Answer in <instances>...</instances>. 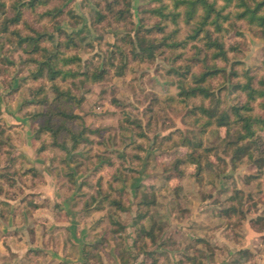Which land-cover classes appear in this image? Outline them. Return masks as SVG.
Wrapping results in <instances>:
<instances>
[{"label":"rangeland","instance_id":"rangeland-1","mask_svg":"<svg viewBox=\"0 0 264 264\" xmlns=\"http://www.w3.org/2000/svg\"><path fill=\"white\" fill-rule=\"evenodd\" d=\"M2 1L6 4L0 10L2 199L15 197L21 212L37 211L40 204L39 212H57V218L68 223V231L56 228L48 235L59 230L85 246L99 245L100 260L91 264H122V259L128 264H152L154 257L137 255L134 247L139 234L134 222L144 195L156 197L148 224L159 232L147 252L163 255L160 264H194L190 258L200 264H264V168H259L264 158V127L245 141L253 158L244 156L234 164L228 146L235 141L233 131L228 134L226 127L208 126L207 117L191 112L201 105L211 107L213 102L179 99L181 82L207 70L208 50L191 39L192 23L180 21L183 48H161L149 61L134 59L130 45L125 44L138 29L156 30L161 18L153 10L173 11L174 0H131L132 16L117 22L106 8L114 0H62L51 3L49 9L59 6L63 13L41 18L46 7L25 10L24 22L10 26L8 32L5 21L13 16L14 0ZM123 8L125 0H120L115 11ZM99 11L108 17L98 21ZM76 18L82 22L76 24ZM44 29L46 38L54 37V46L73 35L79 46L66 52L81 60L71 65L73 69L85 73L105 64L104 80L92 83L83 76L59 78L54 83L46 78L33 80L36 66L26 51L31 46H20L13 30L27 36ZM218 35L227 48L237 49L230 54V63L214 61L219 68L229 72L232 62H239L241 74L248 73L255 82L264 80V32L260 28L228 21ZM153 36L161 39L158 33ZM47 45L52 46L50 41ZM121 45L130 53L125 62L120 61L116 47ZM209 84L223 109L246 101L227 76ZM54 85L64 92L70 90L76 99L63 101L61 106L80 117L61 127L84 132L88 140L69 154L58 149L37 152L41 144L52 143L47 135L37 139L36 132L44 120L42 114L58 112ZM256 114L264 115L258 107ZM54 123L60 125L63 120L57 116ZM170 136L172 140L165 139ZM65 137L62 134L60 140ZM186 141L190 143L185 145ZM190 155L201 163L200 171ZM33 190L46 198L32 195ZM112 200L121 201L124 209L112 205ZM225 212L235 215L225 217Z\"/></svg>","mask_w":264,"mask_h":264},{"label":"trees","instance_id":"trees-1","mask_svg":"<svg viewBox=\"0 0 264 264\" xmlns=\"http://www.w3.org/2000/svg\"><path fill=\"white\" fill-rule=\"evenodd\" d=\"M60 2L62 0H14L12 5L13 16L7 18L5 21L4 31L8 32L10 26H19L24 22L23 13L25 10L34 11L38 7H46L47 10L41 15L42 17H50L53 13L61 14L62 9L59 6H54L53 9H49V6L53 2ZM222 3V4H220ZM120 4V0H114L113 2H107L108 15L113 14L114 20L122 21L131 17L130 4L131 0H125V8L115 11L116 6ZM6 4L0 0V10L3 9ZM166 7L153 10V14L158 15L161 21L157 24L156 30L149 28L147 30L138 29L135 32L134 38L129 36L130 42H125L126 46L130 45L131 55L134 59L140 61H149L154 59L156 52L161 48H166L172 51H176L183 48L184 41L180 38V21L194 25L193 33L190 36L194 41H199L208 50V55L205 60L206 71L202 75H192L191 80L181 82L179 99L183 102H187L191 99L200 98L202 101L210 100L213 102L211 107H204L201 105L195 107L192 113L207 117L208 126H217L218 128H227L228 134L233 131L235 141L228 146L233 150V163L241 161V158L248 156L249 159L253 158V153L250 151L249 145L245 144V141L252 140L259 128L264 127V115L256 114L257 107L264 113V80L255 82L253 76L244 72L241 74L238 66L239 62H232L229 66L230 71L219 68L214 61H220L228 64L232 57L231 53L237 52L236 47L227 48L225 42L221 39L218 33L223 29L225 22L230 21H245L254 30V28H260L264 32V0H174V10L166 12ZM57 14L55 17L58 16ZM107 14L99 11L97 13V20L103 21L108 17ZM81 23V19H77ZM179 26L172 30L171 27ZM14 35L19 39V45L24 47L25 44L31 46V50H26L29 55V61L36 66L35 70L31 72L33 80H39L46 78L51 82H55L59 78H81L83 76L84 81H91L92 83H98L104 80L105 75L108 73V68L103 64V67L95 68L87 72L79 73L73 69V64L80 62L79 57L73 55H67V50H76L79 46L73 35H69L59 40L54 46V37L49 36L46 38L48 31L44 29L42 32L39 30H33V35L22 36L19 30H13ZM161 35V39H153V35ZM52 46H48L49 43ZM46 44V45H44ZM120 51L122 58L120 61L125 62L129 54L125 47L116 46ZM211 53V54H210ZM174 54V53H173ZM180 55V54H179ZM176 56V55H174ZM212 63H208L209 61ZM78 63L79 65H81ZM114 64H112L113 66ZM125 65L120 68L121 73L124 71ZM119 71V72H120ZM189 70L186 71V74ZM119 75H121L119 73ZM227 76L231 81H234L233 89L244 95L246 101L238 106H232L229 110L222 108V101L216 98L215 92L210 87V81L218 76ZM56 92L58 93L57 102L59 105L57 114L47 113L42 114L44 117L43 122L39 125V130L36 132V138L40 139L43 136H48L51 139V145L41 144L37 149L39 153H45L50 150L58 149L60 151L72 152L73 149L78 148L82 142H87L84 132L77 133L71 128L61 127L69 120L80 119L79 116H74L68 112L66 108L61 106L63 101H72L76 99L70 90L62 91L61 88L54 85ZM174 99V98H173ZM45 100H42L44 103ZM197 111V112H196ZM59 116L63 120V124L57 125L54 123V118ZM43 119V118H42ZM62 134H66L67 138L60 140ZM166 140H172V136L165 138ZM70 142L73 146L70 148ZM187 142V143H186ZM185 145H188V141ZM190 160L196 161L199 171L201 170V163L194 160L190 155ZM260 169L264 168V158H261ZM16 164L13 161L11 167L8 168L11 171ZM21 169V168H20ZM35 174V172L33 171ZM20 174V171H14V175ZM4 179V178H3ZM4 181L10 182L4 179ZM156 197H150L144 195L142 202L139 204L140 210L137 212V218L134 222V227L138 231V240L136 241L137 255L146 254L149 257H154L152 264H160V258L163 255H158L156 252H147L148 247L154 245L157 242V233L159 229L154 225H149L151 220L152 210L156 205ZM121 201L112 200V205L122 208ZM124 209V208H122ZM234 211V210H231ZM225 217H231L235 215L234 212H225ZM99 245H86L83 250V264H91L94 261H99ZM122 249V246H121ZM124 250H121V252ZM241 253H246L245 251ZM123 257V255H122ZM157 257V258H156ZM124 258V257H123ZM190 261L194 264H200L197 259L190 258ZM122 264H128L125 259H122Z\"/></svg>","mask_w":264,"mask_h":264},{"label":"crops","instance_id":"crops-1","mask_svg":"<svg viewBox=\"0 0 264 264\" xmlns=\"http://www.w3.org/2000/svg\"><path fill=\"white\" fill-rule=\"evenodd\" d=\"M31 193L46 198L40 190ZM14 199H2L0 195V264H83L85 244L80 239L64 236L59 230L48 235L56 228L68 231V223L61 222L57 212H39L41 204L37 211L21 212Z\"/></svg>","mask_w":264,"mask_h":264}]
</instances>
